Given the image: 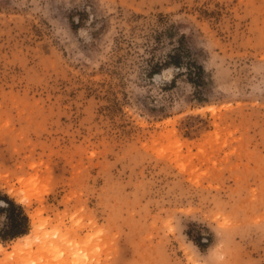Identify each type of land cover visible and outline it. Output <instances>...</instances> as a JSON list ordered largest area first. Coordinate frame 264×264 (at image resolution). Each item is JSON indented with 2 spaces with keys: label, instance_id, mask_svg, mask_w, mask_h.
<instances>
[{
  "label": "rangeland",
  "instance_id": "374dc122",
  "mask_svg": "<svg viewBox=\"0 0 264 264\" xmlns=\"http://www.w3.org/2000/svg\"><path fill=\"white\" fill-rule=\"evenodd\" d=\"M0 191V264H264V0H0Z\"/></svg>",
  "mask_w": 264,
  "mask_h": 264
},
{
  "label": "trees",
  "instance_id": "16d2710c",
  "mask_svg": "<svg viewBox=\"0 0 264 264\" xmlns=\"http://www.w3.org/2000/svg\"><path fill=\"white\" fill-rule=\"evenodd\" d=\"M0 215L5 218V222L0 227V241L5 242L28 233L29 218L23 206L1 191Z\"/></svg>",
  "mask_w": 264,
  "mask_h": 264
},
{
  "label": "bare ground",
  "instance_id": "6f19581e",
  "mask_svg": "<svg viewBox=\"0 0 264 264\" xmlns=\"http://www.w3.org/2000/svg\"><path fill=\"white\" fill-rule=\"evenodd\" d=\"M35 230H33V232H34ZM27 236V235H26ZM1 246V245H0Z\"/></svg>",
  "mask_w": 264,
  "mask_h": 264
}]
</instances>
